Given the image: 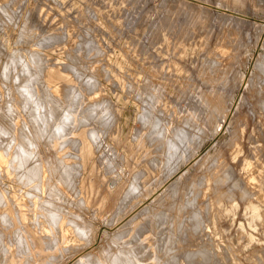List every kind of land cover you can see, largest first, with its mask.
I'll return each instance as SVG.
<instances>
[{
    "label": "rangeland",
    "instance_id": "rangeland-1",
    "mask_svg": "<svg viewBox=\"0 0 264 264\" xmlns=\"http://www.w3.org/2000/svg\"><path fill=\"white\" fill-rule=\"evenodd\" d=\"M263 55L264 0H0V264H264ZM51 92L77 119L26 163Z\"/></svg>",
    "mask_w": 264,
    "mask_h": 264
},
{
    "label": "bare ground",
    "instance_id": "bare-ground-1",
    "mask_svg": "<svg viewBox=\"0 0 264 264\" xmlns=\"http://www.w3.org/2000/svg\"><path fill=\"white\" fill-rule=\"evenodd\" d=\"M6 11V10H5ZM264 56V55H263ZM261 62V61H260ZM259 62V63H260ZM12 63V62H11ZM25 63V62H24ZM24 63H23V65H24ZM258 63V64H259ZM264 64V63H263ZM19 65H21V64H19ZM259 65H261V64H259ZM10 66V65H9ZM8 66V67H9ZM12 66H14V65H12ZM11 66V67H12ZM25 66V65H24ZM262 66H264V65H262ZM261 66V67H262ZM14 69H15V67H13ZM13 68H12V70H9V72L11 71H13ZM27 69V68H26ZM29 69V68H28ZM25 70V69H24ZM29 71V70H28ZM11 72L9 73V74H11ZM17 72V71H16ZM46 72V71H45ZM24 73V72H23ZM31 73V72H30ZM33 73V72H32ZM26 74H28V73H26ZM34 74V73H33ZM32 74V75H33ZM18 75V74H17ZM29 75V74H28ZM31 75V76H32ZM5 76V75H4ZM3 76V77H4ZM12 76V75H11ZM15 76V75H14ZM26 76V75H25ZM36 76V75H35ZM13 77V76H12ZM22 77V76H21ZM29 77V76H28ZM33 77V76H32ZM37 77V76H36ZM34 78V77H33ZM5 79H7V78H5ZM21 80V78H19L18 77V79L17 80ZM29 79H30V77H29ZM14 80H16V78L14 79ZM19 80V81H20ZM36 80V79H35ZM40 80V79H39ZM24 81H28V80H24ZM1 82V81H0ZM9 82V81H8ZM31 82V81H30ZM29 82V83H30ZM33 82H34V80H33ZM23 83V82H22ZM21 83V84H22ZM37 83V82H36ZM47 83V82H46ZM18 84H20V83H18ZM11 85V84H10ZM23 85H24V83H23ZM26 85V84H25ZM0 86H1V84H0ZM6 86V85H5ZM13 86V85H12ZM28 85H26V86H24V87H27ZM7 87V86H6ZM11 87V86H10ZM1 88V87H0ZM29 88H31V87H28V89ZM51 88V87H50ZM6 89V88H5ZM19 89H20V87H19ZM27 89V88H26ZM27 89V90H28ZM52 89H53V87H52ZM3 90V89H2ZM21 90V89H20ZM25 90V89H24ZM4 91V90H3ZM9 91V90H8ZM16 91V90H15ZM1 92V91H0ZM10 92V91H9ZM21 92V91H20ZM30 92H31V90H30ZM96 92V91H95ZM97 93V92H96ZM9 94V93H8ZM23 94V93H22ZM21 94V95H22ZM27 94H28V92H27ZM54 93H52L51 92V94L49 93V95L47 96V98H46V101H48L47 103V108H46V110H45V106L46 105H44V106H39V108L38 109H40V110H36L35 111V109L33 110V109H30V108H33V106H34V104H32V103H34V100L32 101V103L31 104H29L30 105V111L32 112H29V117H30V119H32V121H33V128L31 129V128H29V130L26 128V127H20V129L19 130H21V131H19L21 134H20V136H21V139H22V141L19 143V146H18V150L19 149H21V147H23L24 149H25V154H24V156L27 158V159H25V161H26V163L28 162V161H31L30 159L31 158H34L33 156H36L37 155V151H36V149L33 151V149H34V147L33 146H35V148H38L39 146H40V142L42 141V140H44L45 138H47L48 137V139H50V137L52 136V135H49V136H47V134H49L48 133V130L50 131V130H52V132H55L56 133V135L58 134L59 135V137H60V134H62V133H64V124H65V122L66 123H68L69 124V122L70 121H68L69 119H71L72 118V112H71V110H72V108L71 107H69V105L68 106H66V104H64V103H61L60 101H59V98H57V95H53ZM97 94H99V91H98V93ZM12 95H13V93H12ZM26 95V94H25ZM29 95V94H28ZM27 95V96H28ZM7 96V95H6ZM15 96V95H14ZM36 97L37 95H32L31 97ZM8 97V96H7ZM30 97V98H31ZM6 98V97H5ZM10 98H11V96L8 98L9 99V102H11L10 101ZM23 98V97H22ZM27 99H28V97H27ZM27 99L25 98V100L27 101ZM37 99V98H36ZM40 99V98H39ZM61 100V99H60ZM42 101V100H41ZM9 102H7V108L5 107V110H4V112L3 111H1V114H0V138L2 137V135H4L5 136V138L6 137H8V136H11L10 134H12L11 133V131H12V129H13V127H15L14 126V119L16 120V118H15V114H14V112H13V109H12V106H11V104H8ZM13 102V101H12ZM39 102V101H38ZM26 103H28V101L27 102H25V104ZM40 103V102H39ZM74 103V102H73ZM4 104H6V103H4ZM19 104V103H18ZM0 105H1V103H0ZM13 105V104H12ZM28 105V106H29ZM39 105V104H38ZM75 105V104H74ZM94 105V107H95V104H93ZM3 105H1V108H3L2 107ZM6 106V105H5ZM26 106V105H25ZM38 107V106H37ZM75 107V106H74ZM79 107V106H78ZM25 108V107H24ZM35 108V107H34ZM77 108V107H76ZM78 109V108H77ZM85 109V108H84ZM83 109V110H84ZM91 109V108H90ZM17 110V109H16ZM26 110H27V108H26ZM75 110V109H74ZM92 110H94V108L92 109ZM91 110V111H92ZM28 111V110H27ZM34 111V112H33ZM96 111H97V109H96ZM3 112V113H2ZM18 112V111H17ZM84 112V111H83ZM75 113V111L73 112V114ZM77 114V113H76ZM19 115V113H17V116ZM82 115H84V114H82ZM79 116H81V115H79ZM84 117V116H83ZM83 117H81V118H79L80 120H82V118ZM14 118V119H13ZM72 119H75V118H72ZM77 119V118H76ZM75 119V120H76ZM18 120V119H17ZM32 121H31V123H32ZM51 121H53V123L52 124H56V123H58V125L56 124V126H54V128H52V129H49L48 127H47V125H49V124H47V122H49V123H51ZM68 121V122H67ZM72 121V120H71ZM79 121V120H78ZM79 123V122H78ZM89 123V122H88ZM16 124H17V122H16ZM79 124H81V123H79ZM32 125V124H31ZM66 125V124H65ZM72 125V123L70 124V126ZM78 125V124H77ZM21 126V125H20ZM23 126V125H22ZM69 126V125H68ZM67 126V127H68ZM81 126V125H80ZM78 127V126H77ZM22 128V129H21ZM25 128V129H24ZM48 128V129H47ZM71 128H73L74 129V127H71ZM15 129V128H14ZM78 129V128H77ZM77 129H76V131H77ZM26 130H27V133L28 134H26ZM65 130H69V129H65ZM17 131V130H16ZM15 131V132H16ZM93 131V130H92ZM92 131H90V134H91V132ZM67 132V131H66ZM75 132V131H74ZM15 134V133H14ZM14 134H12V136L14 135ZM50 134H51V132H50ZM52 134H54V133H52ZM65 134V133H64ZM71 134V133H70ZM57 135V136H58ZM55 136V135H54ZM14 137H16V136H14ZM56 137V136H55ZM62 138L64 137V135L63 136H61ZM66 137V136H65ZM67 137H68V135H67ZM4 138V137H3ZM2 138V139H3ZM13 138V137H12ZM71 138V137H70ZM73 138V137H72ZM38 139H39V141H38ZM52 139V138H51ZM59 139V138H58ZM61 139V138H60ZM8 140V139H7ZM11 140H13V143H14V138L13 139H11ZM71 140V139H70ZM76 140V139H75ZM1 141V140H0ZM47 141V140H46ZM49 141H51V140H49ZM61 141V140H60ZM67 141V140H66ZM6 142H9V141H6ZM44 142V141H43ZM64 142V141H63ZM69 142V141H68ZM1 144L3 143L2 141L0 142ZM10 143V142H9ZM12 142H11V144H13ZM23 143V144H22ZM47 143V145H48V142H44V145ZM0 144V145H1ZM51 144V143H50ZM63 144H65V143H63ZM68 144V143H67ZM5 145H7V143L5 144ZM18 145V144H17ZM43 145V144H42ZM43 145V146H44ZM52 146H54V144H51ZM66 145V144H65ZM64 145V146H65ZM80 145V144H79ZM2 146H4V145H2ZM11 146V145H10ZM49 146V145H48ZM48 146H47V148H46V145H45V148L46 149H48ZM4 149H5V146L3 147ZM9 148V147H8ZM8 148H6V149H8ZM16 148H17V146H16ZM45 148H44V150L42 151V152H44L45 151ZM49 148H51V147H49ZM57 148V147H56ZM59 148V147H58ZM57 148V149H58ZM6 149H5V151H6ZM10 149V148H9ZM14 149H15V147H14ZM40 149H41V147H40ZM55 149V148H54ZM1 150H2V147H1ZM61 150V149H60ZM59 149H58V151H60ZM13 151V150H12ZM15 151V150H14ZM13 151V152H14ZM37 153H36V152ZM40 151V150H39ZM50 151H52V149H50ZM56 152H57V150H55ZM4 152V151H3ZM8 152V150L5 152V153H7ZM41 152V151H40ZM47 152H49V150L47 151ZM52 153V152H51ZM7 154H9V152L7 153ZM6 154V155H7ZM12 154V153H11ZM39 154V153H38ZM42 155V153H40V156ZM53 155V154H52ZM47 156V155H45V156H47V157H45V156H43L44 157V161L46 162V165H47V167L48 168H50V172L52 173V175H54L53 176V178L55 177V176H58L59 178L60 177H62V174H63V170L61 171V173H60V168H59V164H58V161H56V158L58 157V158H60V156H58L57 155V157L54 159V157L53 156ZM55 156V155H54ZM25 157H23V158H25ZM43 160V159H42ZM25 161H23L24 163H25ZM10 162V161H9ZM15 162V161H14ZM22 162V163H23ZM41 162H43V161H41ZM40 162V163H41ZM6 163V162H5ZM29 164V163H28ZM35 164H37V162H35ZM11 165V164H10ZM22 166H23V164H21ZM43 165V164H42ZM28 166V165H27ZM39 166V165H38ZM3 167V166H2ZM5 167V166H4ZM11 167V166H10ZM16 168H17V166H15ZM21 167V166H20ZM29 167H30V172L31 173H29L28 171H26V172H28L29 174H30V176L31 177H35L36 176V178L38 177L37 176V173H38V170H41V169H39L38 167H36V165L34 166V165H29ZM66 167V166H65ZM23 168L25 169V167L23 166ZM22 168V169H23ZM6 169H7V167H6ZM21 168H20V170H22ZM67 169V168H66ZM65 169V170H66ZM13 170H15V169H13ZM2 171V170H1ZM0 171V172H1ZM19 171V170H18ZM22 171H24V170H22ZM49 171V170H48ZM67 171V170H66ZM6 172V171H5ZM26 172H25V176H26ZM11 173H13V172H11ZM10 173V174H11ZM18 173V172H17ZM16 173V174H17ZM24 173V172H23ZM1 174V173H0ZM5 174V173H4ZM65 174V173H64ZM20 175H22V174H19V176ZM40 175V174H39ZM1 176V175H0ZM16 176V175H15ZM41 176V175H40ZM40 176L38 177V179L40 178ZM44 176H45V174H44ZM48 177V176H47ZM51 177V176H50ZM28 178H30L29 176H28ZM42 178V177H41ZM49 178V177H48ZM52 178V179H53ZM63 178V177H62ZM25 179V178H24ZM31 179V178H30ZM51 179V178H50ZM18 180V179H17ZM37 180V179H36ZM54 180H57L56 179V177H55V179ZM53 180V181H54ZM70 180V179H69ZM30 181V180H29ZM33 181H35V179H33ZM47 181V180H46ZM50 181V180H49ZM58 181V180H57ZM26 183H27V181H25ZM24 182V183H25ZM38 182H39V180H38ZM42 182V181H41ZM31 183V182H30ZM46 183H48V182H46ZM52 183V182H51ZM56 183V182H55ZM37 185H38V183H36ZM23 185V184H22ZM35 185V184H34ZM33 185V186H34ZM46 185V184H45ZM48 185L50 186V187H48L49 189H48V194L50 195V196H52L53 198H54V195H57L58 193H56L57 192V190H56V188L57 187H55L54 188V186L53 185H50L49 183H48ZM41 187V186H40ZM61 195V194H60ZM59 196V195H58ZM57 198V197H56ZM61 198V197H60ZM54 200V199H53ZM59 202H60V200H58ZM47 202V201H46ZM16 204V203H15ZM50 206H52V208H47V212H48V214H47V216H48V220H49V218L50 219H52V220H54L55 221V219H58V214H57V209L54 207V202L53 201H49V203H48ZM58 204V203H57ZM56 205V204H55ZM62 205V204H61ZM25 206V205H24ZM59 206V205H58ZM65 209V208H64ZM24 211V210H23ZM59 211H60V209H59ZM66 212V211H65ZM66 214H67V212H66ZM62 215V214H61ZM69 215V214H68ZM19 216V215H18ZM63 216V215H62ZM62 216H60V218L62 217ZM43 218H45V217H43ZM72 218V217H71ZM67 219V218H66ZM69 219H70V217H68V220L67 221H69ZM47 220V219H46ZM45 220V221H46ZM48 220H47V222H48ZM60 220V219H59ZM73 220V219H72ZM44 221V222H45ZM50 221V220H49ZM62 221V220H61ZM71 221V220H70ZM60 222V221H59ZM72 222V221H71ZM41 223H43L42 221H41ZM46 223V222H45ZM45 223H44V225H45ZM51 223H49V225H50ZM53 224L55 225L56 223H54L53 222ZM52 224V227L54 226ZM63 224H65V223H63ZM69 224H71V223H69ZM48 225V226H49ZM67 225H68V223H67ZM42 226V225H41ZM64 226H66V225H64ZM50 227V226H49ZM55 228H57L56 226H55ZM60 228V227H59ZM59 228H57V229H59ZM72 228H74V230H75V232H78L79 233V235L80 236H82V232H81V227H80V225L78 224V223H76L74 220H73V222H72ZM43 229H44V227H43ZM69 229V228H68ZM45 230V229H44ZM60 231V229L58 230V232ZM53 232V231H52ZM75 232L73 231V233L75 234ZM66 233V232H65ZM17 234V233H16ZM59 234V233H58ZM61 234V233H60ZM69 234V233H68ZM78 235V238L80 239V236ZM74 236H76V234L74 235ZM73 236V237H74ZM70 237V236H69ZM77 237V236H76ZM20 238V240H22L21 239V237H19ZM58 238V237H57ZM84 238V237H83ZM59 239V238H58ZM77 239V238H76ZM48 241V240H47ZM47 241H45V242H47ZM49 242V241H48ZM52 243V242H51ZM80 255V254H79ZM79 255H77V258L79 257ZM76 258V260L73 262V264H79V259L80 258H78L77 259ZM183 263V262H182Z\"/></svg>",
    "mask_w": 264,
    "mask_h": 264
}]
</instances>
